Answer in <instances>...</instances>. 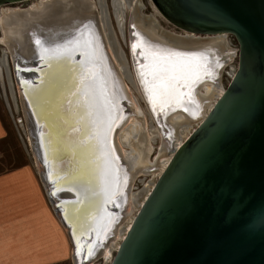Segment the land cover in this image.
<instances>
[{
    "label": "water",
    "instance_id": "obj_1",
    "mask_svg": "<svg viewBox=\"0 0 264 264\" xmlns=\"http://www.w3.org/2000/svg\"><path fill=\"white\" fill-rule=\"evenodd\" d=\"M22 1L25 0H0V6ZM151 1L183 33L166 29L157 17L143 12L142 4L141 13L156 20L160 31L177 36L189 33L203 39L221 35L228 39L232 35L238 47L228 39L227 52L221 55L202 47L162 48L141 38L131 13L128 38L126 17L118 25L129 50L128 67L139 70L148 96L145 103L150 110L155 109V118L172 143L165 154L170 155V161L137 209L110 264H264V0ZM87 2L92 8L91 19L76 21L71 29L50 37L37 35L28 44L31 53L19 46L14 49L16 61L11 51L10 60L8 54L4 56L10 76L12 62L33 161L48 199L68 232L74 264H96L98 258H104L103 249L114 240L115 231L124 226L120 222L126 218L127 198L134 187V182L128 184L130 174L121 162V151L119 154L115 147L117 143L122 150L116 132L132 113L130 104L118 94L113 77L107 74L108 69L115 76L119 73L104 36L102 9L91 0ZM102 8L111 18L107 2ZM113 37L111 29V44L117 47ZM153 52L197 54L173 57L172 62L200 67L183 81L187 87L163 97L156 89L150 96V88L154 90L158 83L152 80L150 69L162 64L153 59ZM232 55L238 56L237 66L231 65ZM56 63L76 73V88L55 119L63 123L65 110L83 107L88 120L86 124L82 114L76 117L78 130L83 131V123L88 132L79 138L73 135L66 144L64 151L70 153L57 159L67 166L64 171H57V160L52 161L55 155L48 133L56 125L51 118L56 110L49 109L51 98L44 92L54 88L50 77L55 74ZM229 65V84L176 147L170 116L180 110L196 117L202 115V105L195 94L206 79L221 84ZM187 99L190 103H186ZM93 139L99 145L100 157L107 160L97 185L80 180L88 176L83 170L87 166L86 161L79 162L75 152ZM160 158L158 153L156 160L161 162ZM94 159L89 158L87 163L93 165ZM94 200L97 205L87 211L88 203ZM88 249L92 250L90 256Z\"/></svg>",
    "mask_w": 264,
    "mask_h": 264
},
{
    "label": "bare ground",
    "instance_id": "obj_2",
    "mask_svg": "<svg viewBox=\"0 0 264 264\" xmlns=\"http://www.w3.org/2000/svg\"><path fill=\"white\" fill-rule=\"evenodd\" d=\"M87 1L88 0H41L40 3H36L24 10L3 9L0 19V25L3 30L2 40L7 44L13 57L14 49L18 46L23 50L25 48L29 54L31 52H29L28 44L33 38L38 37L37 35L50 37L55 33L59 34L62 31L64 32L71 29L76 21L84 22L91 19L89 15L92 8H90L91 5H89L90 3ZM105 4L106 0H98L97 2L98 7L102 9L100 20L103 26L102 28L105 39L108 42L107 45H109L108 49H110L112 57L117 62L119 73L115 76V74H112V71L108 69L107 74H110L113 77L115 84L120 90V92L118 91V94L121 93V95L127 98V102L130 104L129 111L132 112L129 113L130 115L127 117L126 122L123 123L116 132L118 143L122 146V150H120L117 143H115L117 152L121 151V154L118 152L121 157V162L124 167H127L126 169L130 174L128 179L129 184L131 181L135 182L137 175L142 173H150L154 176L159 175L170 161V157L161 162L156 159L152 160V155L156 149L154 143L160 138L161 145L158 153L163 157L168 152L169 145L172 141H169L166 135L167 133H164L165 131L163 130V127L160 126L156 120L154 113L155 109L152 108L150 110L145 103L146 98H148L144 88L145 83H143V79L136 67L134 68L136 71L128 67V57L126 52L116 37L108 12L102 8ZM142 4L141 0H123L119 1V3L113 1V13L118 25L121 26V22H124L126 8L128 7L130 8L131 17L135 27L140 31L138 32L141 37L143 38L144 34L149 35L148 38L143 39L150 41L151 38L159 39L168 43L169 47L181 50L199 49L202 47L206 50L207 48L213 49L220 55L226 54L228 49V39L226 35L207 39L191 35L190 38H186L187 36H177L173 32H168L166 30L160 31L156 20L154 21L151 16L141 13ZM111 29L113 30V38L118 45L117 47L111 44ZM231 57L234 56L232 55ZM14 61H16L15 57ZM154 70L155 69H150L149 73L153 75ZM53 71L55 74L51 75L50 82L52 84L51 86L54 88L52 90L47 88L44 92H48V97L51 98L50 104H47L49 109L52 108L56 110V112L51 115L53 124L56 123V125H54L52 130L48 133L49 141H52L51 150L55 155L52 161L55 162L62 155L70 153V151L66 153L64 149L73 135H75L76 138L87 135L88 131L86 129V124L88 120L85 116L86 113L83 107H79L77 111H73V109L69 111L65 110V112L62 113L63 123H59L58 120L55 119L56 113L59 111L61 112L64 102L68 97L70 99V93L76 88V85L73 86V79L76 73L73 72V74H71L69 68L64 67L62 63H56L53 65ZM56 72H59L58 76ZM152 77H154V75ZM128 81L131 83L132 89L128 88ZM146 88L148 89V87ZM134 90L138 91L140 98L144 101L145 104L143 107L140 101L134 96ZM150 90L149 93L151 96L154 90L153 88H150ZM223 91L224 86L216 83L214 80L206 79L202 82V86L199 87L198 93L195 94V99H197L202 105V115L196 117L191 113L181 110L172 113L169 121L172 125L173 140L176 147H178L183 142L184 138H186L192 131L191 128L193 127L194 122L201 119L206 114L208 109L211 108L215 100L223 93ZM187 101L188 102L186 103H190L188 99ZM66 105L68 106V104ZM86 111L89 112L87 108ZM80 114L83 115V122L86 123H81L83 131L78 130V125L76 123V117L80 116ZM146 116L149 117V120H147ZM75 152L80 156L79 162L82 163L86 161L85 166H87L83 170L85 172L84 174H87L88 176L86 178L82 177L80 180L90 181L91 183L94 182L96 185L99 184L100 173L102 169L107 168V160L100 157L99 145L96 139H93L90 143L87 142L83 149H77ZM92 157H95L94 164L90 165L87 162H90L88 160ZM61 162L62 161L57 160L55 163L57 171H64L67 168V166L61 164ZM37 165L39 169H42L40 163H37ZM72 178L78 179L74 177ZM155 181L154 178H151L143 190L135 191L133 187V191L127 198L126 210L124 211L126 218H128V223L124 224L123 228H118V230L115 231V234L117 235L114 240L103 249L105 262L112 260L114 251L118 248L120 243L119 239H123V236L130 228L137 213V209L145 200V197L154 186ZM94 202L95 200L88 203L86 207L87 211L93 205H97L98 201H96V203Z\"/></svg>",
    "mask_w": 264,
    "mask_h": 264
},
{
    "label": "crops",
    "instance_id": "obj_3",
    "mask_svg": "<svg viewBox=\"0 0 264 264\" xmlns=\"http://www.w3.org/2000/svg\"><path fill=\"white\" fill-rule=\"evenodd\" d=\"M4 134L0 118V138ZM72 253L36 167L0 171V264H62Z\"/></svg>",
    "mask_w": 264,
    "mask_h": 264
},
{
    "label": "rangeland",
    "instance_id": "obj_4",
    "mask_svg": "<svg viewBox=\"0 0 264 264\" xmlns=\"http://www.w3.org/2000/svg\"><path fill=\"white\" fill-rule=\"evenodd\" d=\"M41 0H25L22 2H16V3H10V4H5L3 6H0V19L2 16V11L3 9H27L31 6H33L36 3H40ZM97 5V0H91ZM112 0H106L107 5H108V10L111 14V21H112V26L115 31L116 37L121 44V46L124 48L128 59H129V50L127 48L124 36L118 27V24L116 22L114 13H113V7H112ZM144 4L143 12L149 15H153L157 17L161 24L169 30L175 31L177 33H183L180 29L176 28L174 25H172L167 19H165L154 7L153 3L151 0H142ZM129 15H130V8L127 9L126 11V24H125V38H128L127 36V28H128V21H129ZM148 34H144L143 38H148ZM0 38L2 40L3 38V30L0 25ZM142 38V37H141ZM142 38V39H143ZM228 39L231 42L233 47H238L237 41L232 35H228ZM0 40V58L5 56V54L9 55V60H10V50L7 46V44L2 40ZM150 41V40H148ZM151 43L153 45H160L162 48L164 47H169V44L166 43L165 41L151 38ZM2 61V60H0ZM234 66L238 65V56L234 57L232 64ZM10 74L8 73V69L6 66H1L0 65V118L4 122L5 126V134L0 138V171L10 169L12 167L24 165V164H31L36 167V170H39L36 166V163L33 161L34 156H33V151L31 149V142L29 135L26 133V124H25V119H24V113L23 109L21 107L20 101H19V89L18 85L16 83V80L14 78V72H13V66L12 62L10 61ZM231 73L232 69L231 66H227L224 74L222 76V86L225 88L229 84L231 80ZM156 78L152 77V80H155ZM143 83L145 81L143 80ZM131 87V86H130ZM136 98L140 101L142 107L144 106V103L142 102L139 94L134 90L133 91ZM148 115V114H147ZM149 116V115H148ZM147 117V120H149V117ZM197 126L195 123L193 127L191 128L192 130ZM190 134V133H189ZM155 145V152L152 155V160L156 159L158 156V151L161 145V140L160 138L157 139ZM170 155H164L163 157L160 158V161H164L167 158H169ZM158 175L154 176L152 174H141L137 180L134 182V190L139 191L142 190L145 185L150 181L151 178H154L155 180L158 179ZM136 211V210H135ZM134 211V212H135ZM121 225L127 224L128 223V218H125L123 221L120 222ZM121 240V239H119ZM116 253V249L114 251V255ZM111 261L105 262L104 258H98L96 261V264H110ZM62 264H74L73 257L69 259L67 262L62 263Z\"/></svg>",
    "mask_w": 264,
    "mask_h": 264
},
{
    "label": "snow or ice",
    "instance_id": "obj_5",
    "mask_svg": "<svg viewBox=\"0 0 264 264\" xmlns=\"http://www.w3.org/2000/svg\"><path fill=\"white\" fill-rule=\"evenodd\" d=\"M37 45H41L40 40H36ZM136 45H133L135 49ZM143 55V53H141ZM153 59L159 60L162 64L157 65L154 70V78L157 79L158 83L155 86V89H159V94L161 96H167L171 93L177 91L180 88L187 87L186 83H183L187 79L189 75H191L196 69H198L199 65H191L188 63H175L172 62L173 57H186V56H195L197 54L191 53H180V52H171L166 55H162L160 53L153 52ZM92 250L88 249V255H91ZM81 254V246L79 243L77 244V255Z\"/></svg>",
    "mask_w": 264,
    "mask_h": 264
},
{
    "label": "flooded vegetation",
    "instance_id": "obj_6",
    "mask_svg": "<svg viewBox=\"0 0 264 264\" xmlns=\"http://www.w3.org/2000/svg\"><path fill=\"white\" fill-rule=\"evenodd\" d=\"M113 1H115L116 3H119V1H123V0H112L111 2L113 3ZM97 2H98V0H97ZM183 37L190 38L191 34L187 33V35H183ZM0 60H2V61H0V65L5 66V59L3 57H1Z\"/></svg>",
    "mask_w": 264,
    "mask_h": 264
}]
</instances>
